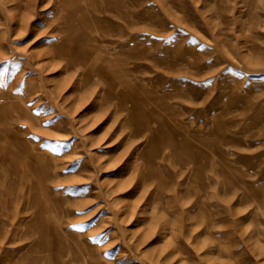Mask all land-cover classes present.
Segmentation results:
<instances>
[{
    "label": "rangeland",
    "instance_id": "obj_1",
    "mask_svg": "<svg viewBox=\"0 0 264 264\" xmlns=\"http://www.w3.org/2000/svg\"><path fill=\"white\" fill-rule=\"evenodd\" d=\"M0 264H264V0H0Z\"/></svg>",
    "mask_w": 264,
    "mask_h": 264
}]
</instances>
